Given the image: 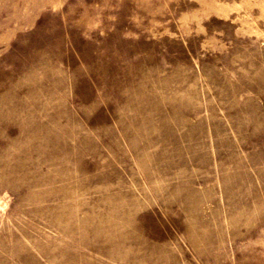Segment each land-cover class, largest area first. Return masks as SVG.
<instances>
[{
	"label": "rangeland",
	"instance_id": "obj_1",
	"mask_svg": "<svg viewBox=\"0 0 264 264\" xmlns=\"http://www.w3.org/2000/svg\"><path fill=\"white\" fill-rule=\"evenodd\" d=\"M0 264H264V0H0Z\"/></svg>",
	"mask_w": 264,
	"mask_h": 264
}]
</instances>
